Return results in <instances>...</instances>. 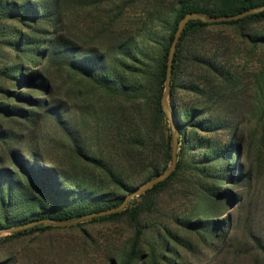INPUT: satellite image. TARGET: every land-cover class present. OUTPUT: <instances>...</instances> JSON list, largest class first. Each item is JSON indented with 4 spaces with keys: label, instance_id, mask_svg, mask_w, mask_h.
Listing matches in <instances>:
<instances>
[{
    "label": "trees",
    "instance_id": "16d2710c",
    "mask_svg": "<svg viewBox=\"0 0 264 264\" xmlns=\"http://www.w3.org/2000/svg\"><path fill=\"white\" fill-rule=\"evenodd\" d=\"M162 1L0 0V228L116 207L136 187L133 176L145 182L164 171L172 132L162 96L178 21L189 11L217 16L264 5V0H177L163 18ZM142 4L155 12L147 8L133 15ZM262 22L264 10L231 21L187 22L168 98L178 133L175 169L123 210L87 221H124L132 230L117 262L108 257L109 264H188L180 261L179 247L196 254L220 243L225 208L235 200L225 185H237L242 174L235 162L236 124L228 110L222 113L208 102L235 97L239 75L227 64L226 43L207 40V33L231 26L252 51L264 54V33L256 27ZM257 82L256 130L264 140V64ZM60 90L70 95L77 115L65 142L67 158L78 169L72 172L18 147L42 114L58 115L53 97ZM181 92L193 101H183ZM174 184L191 196L186 213L174 217L177 229L154 216L158 196ZM54 228L61 227L40 223L8 236Z\"/></svg>",
    "mask_w": 264,
    "mask_h": 264
},
{
    "label": "rangeland",
    "instance_id": "374dc122",
    "mask_svg": "<svg viewBox=\"0 0 264 264\" xmlns=\"http://www.w3.org/2000/svg\"><path fill=\"white\" fill-rule=\"evenodd\" d=\"M176 2L163 0L160 3L161 17H168V9ZM147 8L155 12L149 4H142L134 7L133 15L141 14ZM256 27L264 33V22ZM139 28L140 23L133 27V31ZM207 34L209 41L216 38V43H226L227 64L239 75L235 97H219L218 101H209L208 104H213L222 113L228 110L236 124L239 148L235 162L242 175L237 185H225L235 200L225 208L227 220L220 234V243L213 251L201 247L196 254L179 247L180 261L188 264H264V140L256 130L257 78L264 64V54L260 48L252 51L231 26L210 28ZM181 95L183 101H193L185 93L181 92ZM53 100L59 106L58 115L42 114L35 126L23 132L18 147L25 155L33 150L46 163L72 172L78 169L72 168L67 158L65 142L66 131L74 129L76 109L70 95L63 90L57 92ZM131 179L136 187L143 183L141 176ZM180 187V184H174L158 196L154 214L156 221L174 229H177L174 217L186 213L190 207L188 199L191 196L181 193ZM90 219H85L86 223L80 227L59 226L61 228L14 238H9L10 233L1 234L0 261L8 260L10 264H109L108 257H112L117 262L115 257L132 230L124 221L87 222Z\"/></svg>",
    "mask_w": 264,
    "mask_h": 264
},
{
    "label": "water",
    "instance_id": "95a60500",
    "mask_svg": "<svg viewBox=\"0 0 264 264\" xmlns=\"http://www.w3.org/2000/svg\"><path fill=\"white\" fill-rule=\"evenodd\" d=\"M262 10H264V5L256 6V7L250 8V9H246V10L240 11V12L235 13V14L217 15V16H207L203 13H199L196 11H189V12L185 13V15L183 17H181V19L178 21L177 27L174 31L172 40H171L170 45H169L168 53H167L164 92H163V96H162L163 109H164V111H165V113L169 119V122L171 125V132H172L171 161H170L168 167L164 171L157 173L151 179L143 182L138 187L129 191L124 196V199L122 200V202L116 207L108 208V209H102L100 211H95V212H92L89 214L82 215V216H80L76 219H72V220L60 221V220L47 218V219H40L37 221H32V222L25 223V224L15 226V227H4V228H0V235L5 234V233H12V232H16L19 230H23V229L32 227V226H34L36 224H40V223H51V224L56 225V226H71V225L77 224V223H79V222H81L87 218H91L94 216L106 215V214H110L113 212H118V211L123 210L126 207L127 203L129 202V200L132 197L139 196V195L143 194L145 191H147L149 188H151L154 184H156L162 180H165L172 173V171L175 169L176 163H177L178 133H177L173 113L169 109L167 102H168V98H169V91H170V85H171V73H172V66H173V58L175 55V51H176L177 43L179 41V37H180L184 27L186 26L187 22L191 19H198V20H201V21L207 22V23H216V22H221V21L235 20V19L241 18V17L249 15V14L257 13V12L262 11Z\"/></svg>",
    "mask_w": 264,
    "mask_h": 264
}]
</instances>
